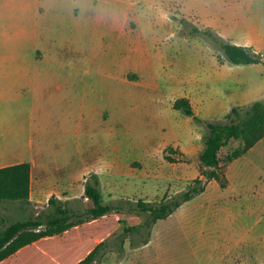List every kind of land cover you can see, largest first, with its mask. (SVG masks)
<instances>
[{"label":"rangeland","instance_id":"1","mask_svg":"<svg viewBox=\"0 0 264 264\" xmlns=\"http://www.w3.org/2000/svg\"><path fill=\"white\" fill-rule=\"evenodd\" d=\"M194 26L264 52V0H0V73L48 78L35 100L51 110L45 123L81 131L78 169L99 175L104 202L135 212L139 199H173L204 178V125L176 110L177 99L218 122L264 98V66L231 65L189 35ZM170 146L185 156L169 162ZM243 146L222 148V179L153 225L148 244L127 238L120 252L119 229L98 264H264V137L235 157ZM84 182L70 204L82 212L91 206ZM53 195L70 197L3 205L0 218L27 219Z\"/></svg>","mask_w":264,"mask_h":264},{"label":"trees","instance_id":"2","mask_svg":"<svg viewBox=\"0 0 264 264\" xmlns=\"http://www.w3.org/2000/svg\"><path fill=\"white\" fill-rule=\"evenodd\" d=\"M188 34V33H187ZM186 35V34H185ZM189 35H202L214 48H219L232 65L262 64L264 52L252 46L232 43L213 28L194 26ZM174 108L195 122L204 125V147L199 154L202 176L179 197L160 201L139 199L135 212L121 210L122 204L103 200L98 174L85 176V197L91 206L82 212L70 206L69 200L56 195L49 198L48 206L27 219L5 224L0 218V264H98L106 252L108 239L119 229L123 236L118 247L124 251L125 239L131 238L132 246L149 243L151 229L159 220L168 218L183 203L206 191L211 180H221L220 152L231 140H241L243 148L236 152L240 157L251 150L264 137V98L248 106H234L226 120H204L196 114L191 102L182 97ZM166 153L169 162H176L185 154L172 146ZM30 163H20L0 168V206L5 202L31 205ZM147 213V220L142 214ZM87 216V220L82 217ZM1 217V216H0ZM137 235H143L137 241Z\"/></svg>","mask_w":264,"mask_h":264},{"label":"crops","instance_id":"3","mask_svg":"<svg viewBox=\"0 0 264 264\" xmlns=\"http://www.w3.org/2000/svg\"><path fill=\"white\" fill-rule=\"evenodd\" d=\"M47 79L0 73V168L30 163L32 204L60 191H67L70 197L66 200L72 202L80 190L79 183L89 175L78 169L81 131L51 128L45 123L51 110L35 101L45 92L42 82ZM255 87L248 86L245 96L257 91ZM19 100H28V105L19 107ZM10 203L14 202L3 205Z\"/></svg>","mask_w":264,"mask_h":264}]
</instances>
